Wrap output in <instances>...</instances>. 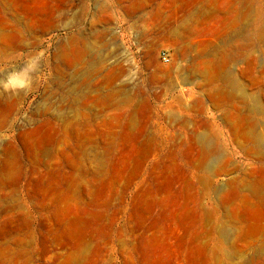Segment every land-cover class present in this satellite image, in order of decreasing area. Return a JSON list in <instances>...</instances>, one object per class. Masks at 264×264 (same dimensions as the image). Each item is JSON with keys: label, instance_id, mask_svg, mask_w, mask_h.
<instances>
[{"label": "rangeland", "instance_id": "rangeland-1", "mask_svg": "<svg viewBox=\"0 0 264 264\" xmlns=\"http://www.w3.org/2000/svg\"><path fill=\"white\" fill-rule=\"evenodd\" d=\"M0 264H264V0H0Z\"/></svg>", "mask_w": 264, "mask_h": 264}, {"label": "built area", "instance_id": "built-area-1", "mask_svg": "<svg viewBox=\"0 0 264 264\" xmlns=\"http://www.w3.org/2000/svg\"><path fill=\"white\" fill-rule=\"evenodd\" d=\"M165 59V58H164ZM166 60V59H165Z\"/></svg>", "mask_w": 264, "mask_h": 264}]
</instances>
